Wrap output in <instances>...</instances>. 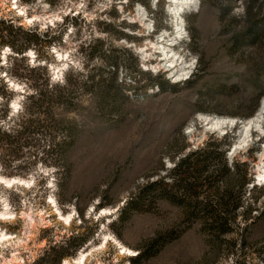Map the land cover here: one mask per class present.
<instances>
[{
  "label": "rangeland",
  "instance_id": "rangeland-1",
  "mask_svg": "<svg viewBox=\"0 0 264 264\" xmlns=\"http://www.w3.org/2000/svg\"><path fill=\"white\" fill-rule=\"evenodd\" d=\"M199 1L185 9L188 36L176 34L173 49L192 74L171 82L165 69L145 70L165 61L150 42L173 34L167 0H0L8 109L25 111L39 74L29 68L43 65L51 81L74 80L76 105L51 109L78 128L70 149L59 144L60 120L25 137L2 135L0 177L26 183L0 181V212L8 216L0 233L10 236L0 243V264H78L82 256L83 264H264L261 131L246 149L230 151L264 100V0ZM205 116L235 120L216 131ZM2 121L21 129L14 117ZM213 136L228 145H208L201 176L172 170ZM156 179L138 208L126 207ZM141 250L146 255L132 263Z\"/></svg>",
  "mask_w": 264,
  "mask_h": 264
},
{
  "label": "trees",
  "instance_id": "trees-1",
  "mask_svg": "<svg viewBox=\"0 0 264 264\" xmlns=\"http://www.w3.org/2000/svg\"><path fill=\"white\" fill-rule=\"evenodd\" d=\"M252 7H249L251 9ZM41 34V33H40ZM246 36H250L251 32L250 30H247L245 32ZM41 36H44L41 34ZM93 48V47H92ZM90 59L94 56V52H90L88 54ZM31 71L39 72L38 75H34L32 82H30L29 86L32 88L30 92H28L25 96L26 100V108L25 111L22 110V112L18 114L12 113L8 108V99L11 91L10 90H0V140L2 139V135L7 136L8 138H19V137H25L30 135L33 132L37 131H44L47 127V120H55L61 122V127H59V133L61 134V140L59 144H62L65 149H70L76 138V133L78 131V128L76 124L70 120L64 121L61 119H57L55 116V113L51 109L52 106H58L62 108H71L76 105V99L75 96L71 94H74V90H72V86H74V80L65 78L64 81H51L50 77L45 74V68L43 65H35L30 66L29 68ZM75 74L79 75L81 74L80 71H76ZM86 79L91 81L94 77L93 74H85ZM115 77V72H113V78ZM86 83V81H84ZM1 84V79H0ZM88 86V87H87ZM87 86H84L85 89L88 90H94V86L92 84H89ZM83 87V86H82ZM87 87V88H86ZM100 92H98V96L100 99H102V102L105 99V94L107 92L106 88H101ZM14 90V88H13ZM81 90H84L81 89ZM10 111V113H9ZM12 117L16 118L18 120V123L16 126H19L21 129L16 128L14 125L3 127L4 123L2 119H11ZM228 137H223L221 139L213 136L208 138L206 144L201 147L197 148L195 150H190L187 154H185L183 157L179 158L176 162H174L173 169L174 172L177 170L184 173V175H189V173L197 174L198 176H201L202 173L209 168V161L208 158L210 156V151L208 150V145H220L225 144L228 145L227 141ZM24 143H27L24 142ZM46 153H49V150L46 151ZM67 157H64V160ZM53 159V158H52ZM45 160V158H43ZM56 159H53V163ZM52 161V160H51ZM50 161V162H51ZM223 168L227 169V166L225 163H223ZM186 173V174H185ZM211 174L209 175V177ZM179 179V178H178ZM187 176L184 178H180V185H182L185 181L184 185H187ZM160 181L159 179L148 181L147 183L143 184L142 187H140L138 193L131 198L127 204V206H133V207H139L137 205L138 202H140L142 199L145 198L146 190L148 188H152L156 184H158ZM185 190H188L186 186ZM225 231V228L222 229ZM146 255L145 250L139 251L131 261L132 263H136V261Z\"/></svg>",
  "mask_w": 264,
  "mask_h": 264
},
{
  "label": "bare ground",
  "instance_id": "bare-ground-1",
  "mask_svg": "<svg viewBox=\"0 0 264 264\" xmlns=\"http://www.w3.org/2000/svg\"><path fill=\"white\" fill-rule=\"evenodd\" d=\"M170 2L171 4L172 2L174 4V6L171 5L170 13L173 14L174 17L176 18V26H177L176 34L179 35L178 37H183L184 33L182 30L184 29L185 31V28H184L185 26L181 22V20L178 19L179 17H177V13H179L180 10L190 8V7H192L195 10L194 7H197V5L199 7L200 1L199 0H170ZM140 11H141L140 9H137V15L139 16L140 20L141 21L146 20L144 16L145 12L144 11L140 12ZM143 24H146V23H143ZM176 37L177 36H174V39H176ZM164 38H165V35L164 36L162 35V37L158 40H161ZM174 39H170L169 41L166 40V42L168 43L166 44L163 43L162 45H159L160 42L155 43L151 41L150 45L152 44V46L157 50V52H160L162 54V57L160 60L161 61L165 60L163 63H161L162 65L160 64L152 65V67L156 70L165 69V71L169 72V76L173 79V82H177L183 76H185L186 73H188V69L190 65L187 66L188 64H186L185 60L183 59L181 60L180 56L171 48L170 45L174 43L173 42ZM137 49L140 50V47ZM146 50H147L146 48L141 47L140 53L141 54L143 53V57H147ZM11 85L13 84L11 83ZM14 106L16 107V104ZM201 119L205 122V125H207V128L209 130H216V131L218 129L223 128L225 125L228 126L234 123L233 121L235 120V118H229V117L210 118L207 116ZM241 126L242 127L239 130L237 141L233 145L234 147L233 151H231L232 157L234 156L235 153H237L240 150L246 149L250 145L249 144L250 138L254 133L257 132V134L258 133L260 134V131H261L260 135L264 137V100L262 101L261 106L259 107L257 112L251 117H249L248 119L243 120ZM259 162H262V164L264 165V147H263L262 152L259 155ZM0 181L3 182L6 186H11L12 184L23 185L24 183H26V181L24 180H19L16 178L5 179L4 177H0ZM0 218H1L0 220L2 221L3 219H7L8 216H6L4 212H0ZM60 219L67 224L70 223V218L68 216L65 217L64 215H60ZM9 240H10V236L4 233H0V243L1 241H9ZM85 259H86L85 256H82L80 259L77 260V262H79L78 264H83Z\"/></svg>",
  "mask_w": 264,
  "mask_h": 264
},
{
  "label": "built area",
  "instance_id": "built-area-1",
  "mask_svg": "<svg viewBox=\"0 0 264 264\" xmlns=\"http://www.w3.org/2000/svg\"><path fill=\"white\" fill-rule=\"evenodd\" d=\"M167 4H168V2H167ZM169 6H170V8H171V5L172 6H174V4H173V2H172V4L170 3V4H168ZM169 12H170V9H169ZM185 13V9H183V10H180L179 11V13H177V16L179 17L178 19L179 20H181V22L184 24L185 22H184V17H183V14ZM173 15V14H172ZM145 18H146V20H147V17L145 16ZM172 18V21L174 22L173 23V34H172V36H171V38H167L166 40H170V39H174V36H177L176 35V31H177V26H176V18L174 17V15L171 17ZM180 22V21H179ZM152 25V24H151ZM185 26V25H184ZM185 28V27H184ZM154 30V28L151 26L150 27V29H149V31L150 32H152ZM183 31V33H184V35H183V37H185V36H188L187 34H188V32H187V30L185 29V31H184V29L182 30ZM165 32H167L166 30H165ZM162 33L160 34V36L162 37ZM183 37H181V38H183ZM160 39V38H159ZM162 41H163V39H162ZM173 44H171L170 46H171V48L172 49H174L178 44H179V41H175V40H173ZM164 44H166V43H168V42H166V41H164L163 42ZM162 43V44H163ZM161 44V45H162ZM181 49H182V47H181ZM157 52V51H156ZM159 55H160V58L162 57V54L160 53V52H157ZM184 60V59H183ZM154 68L152 67V65H151V67L150 68H148V66H147V68H145V70H147V71H151L152 73H155V71L153 70ZM160 70V69H159ZM192 74V71H189V69H188V73H186V75L185 76H183L179 81H184V80H187L189 77H190V75ZM168 78L170 79V81L171 82H173V79L170 77V76H168ZM178 82V81H177Z\"/></svg>",
  "mask_w": 264,
  "mask_h": 264
},
{
  "label": "water",
  "instance_id": "water-1",
  "mask_svg": "<svg viewBox=\"0 0 264 264\" xmlns=\"http://www.w3.org/2000/svg\"><path fill=\"white\" fill-rule=\"evenodd\" d=\"M230 151H232V148H231V150H230ZM230 151H229V152H230Z\"/></svg>",
  "mask_w": 264,
  "mask_h": 264
}]
</instances>
